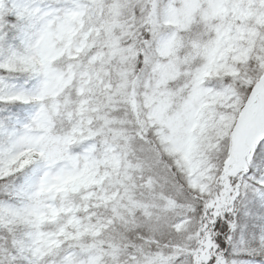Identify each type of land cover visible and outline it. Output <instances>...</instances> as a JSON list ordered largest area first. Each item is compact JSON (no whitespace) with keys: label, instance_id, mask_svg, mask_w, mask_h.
Listing matches in <instances>:
<instances>
[{"label":"snow or ice","instance_id":"6c2138e0","mask_svg":"<svg viewBox=\"0 0 264 264\" xmlns=\"http://www.w3.org/2000/svg\"><path fill=\"white\" fill-rule=\"evenodd\" d=\"M0 264H264V0H0Z\"/></svg>","mask_w":264,"mask_h":264}]
</instances>
